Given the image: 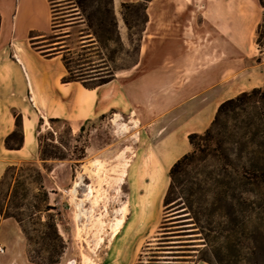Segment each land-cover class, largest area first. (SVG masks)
Listing matches in <instances>:
<instances>
[{
	"label": "crops",
	"instance_id": "crops-1",
	"mask_svg": "<svg viewBox=\"0 0 264 264\" xmlns=\"http://www.w3.org/2000/svg\"><path fill=\"white\" fill-rule=\"evenodd\" d=\"M139 1L114 0V5ZM52 10L50 0H0V178L8 165L39 158V122L58 118L76 131L103 116L113 122L119 113L113 129L125 136L139 129L134 144L139 156L127 169H139L142 177L131 183L129 214L110 241V264H134L120 256L121 249L136 256L158 227L159 207L170 185L167 155L182 147L172 166L193 149L189 135L204 132L223 101L261 86L249 79L247 60L255 51L263 11L257 0H151L137 62L108 82L86 86L64 79L72 29L85 23L65 27L68 33L52 54L38 45L53 31ZM18 115L23 145L12 149L5 141ZM120 123L129 129L122 131ZM158 167L165 170L163 181L152 177ZM0 219L1 232L10 218Z\"/></svg>",
	"mask_w": 264,
	"mask_h": 264
},
{
	"label": "rangeland",
	"instance_id": "rangeland-1",
	"mask_svg": "<svg viewBox=\"0 0 264 264\" xmlns=\"http://www.w3.org/2000/svg\"><path fill=\"white\" fill-rule=\"evenodd\" d=\"M50 1L53 31L45 38L46 41L38 43L47 54L57 50V44L60 43L57 41H61V34L66 33L64 28L68 27L70 18L74 17L72 11L76 9L72 8L73 4L69 0ZM257 2L263 11L261 22L264 23V0ZM122 11L133 14V10H122L120 6L116 9L121 20L119 31L122 41H119L118 33L114 31V40L110 42L108 49L92 46L82 51L87 24L83 22L85 24L72 29L73 36L68 41L72 50L66 57L70 59L73 71L81 67L86 73L92 72L91 68L95 66L97 69L94 70L110 68L114 71L129 68L135 63L139 55L137 48L140 21L129 30L123 21ZM138 14L141 20L142 11ZM257 37L256 31L253 45L255 51L247 60L248 77L254 83L261 84L257 87L264 88V65L254 71L251 69V66L259 62L258 58L261 57L264 62V28L262 46L257 43ZM103 58L107 61L105 64L102 62ZM227 119L232 125V117ZM112 124L109 115L85 124L81 141L88 139L90 147L87 148V157L78 165L73 160H56L49 162L51 169L47 170L38 156L35 157L43 169L50 201L61 212L57 222L66 247L57 264H84V261L86 264V258L89 257L90 264H110V241L115 238L112 236V225L121 215L124 203L128 202L129 206L132 181L142 177L139 169H127L130 161L137 160L139 156L134 148L139 140V129L125 136L119 129H113ZM67 125L65 121L39 122L37 135L40 130L44 134L54 131L56 136L67 140ZM128 129L129 126L124 131ZM79 133L80 129H77L73 131V136H78ZM18 140L15 137L13 143ZM69 142L74 145L76 140L69 139ZM182 146L186 147V139L182 140ZM181 148H175L167 155V162H164L167 168L172 167L171 162ZM260 149L264 151V145ZM95 159L105 163L104 172H101L105 179L102 181L93 173L91 162ZM126 160L128 164L124 168ZM235 167L229 165L226 154L222 152L199 161L192 169L191 176L176 188L173 197L183 195L184 199L179 198L169 208L164 201L161 203L158 227L147 244L141 247L136 256L124 248L121 249L120 256L131 258L134 264H194L197 261L215 264H264V183L250 184L247 179L240 177ZM160 169H154L152 177L163 181L165 170ZM169 179L171 182L170 176ZM90 188L98 195L97 205L85 197ZM152 188H149L150 193ZM189 204L192 205L193 212L187 209ZM174 213L176 218H172ZM98 219L103 221L102 227L97 222ZM29 248H41L44 255L49 254L45 245L29 246L18 222L10 218L0 232V264H39L30 258Z\"/></svg>",
	"mask_w": 264,
	"mask_h": 264
},
{
	"label": "trees",
	"instance_id": "trees-1",
	"mask_svg": "<svg viewBox=\"0 0 264 264\" xmlns=\"http://www.w3.org/2000/svg\"><path fill=\"white\" fill-rule=\"evenodd\" d=\"M69 1L73 4L72 8H76L72 11L75 13L72 16L76 18L71 19L67 26L81 20L88 27L86 33L83 34L82 51L88 50L92 46L102 50L108 49L110 42L114 40V31L118 33L119 41H122L119 31L120 19L116 13L114 0ZM149 1L151 0L122 3L121 5L122 10H133L131 15L122 11L123 21L129 30H132L140 21L138 53L148 21ZM139 11H142L141 20H139ZM263 28L264 23L261 22L257 28V43L260 46H262ZM67 33H62L61 36ZM60 45L62 43L57 44V47ZM258 61L261 62L262 58H258ZM102 62L105 64L107 61L103 58ZM64 63L68 70V75L64 77L65 81L77 80L86 86L108 82L118 71H112L110 68L94 70L97 67L93 63L91 64L95 67L91 68L92 72L86 73L81 67L73 71L71 61L66 57V54ZM91 79H95V81L89 82ZM229 117L234 120L232 125L227 119ZM50 121L55 123L62 120L53 118ZM66 131L67 140L56 136L54 131L44 134L40 130L38 135L39 159L45 169H51L50 161L73 160L78 165L87 157L88 139L81 141L85 125L81 127L78 136H73L70 125H67ZM15 137L19 139L17 143H13ZM23 139L21 116L18 115L17 127L6 138V146L12 149L21 148ZM69 139L76 140V143L71 145ZM189 141L193 149L179 158L169 171L171 182L164 199L167 208L179 198L184 199L183 195L177 198L173 196L176 194L177 186L183 185L186 178L191 176V171L196 167V164L205 160V157L217 155L219 152L226 154L229 165H235L240 177L247 179L250 184L264 183V151L260 149L264 145V88L255 87L223 101L219 105L211 125L202 133H191ZM187 209H190L191 212L194 210L191 204L187 205ZM0 215L3 219L13 218L18 222L29 246H46L48 255H44L41 248H29V256L34 262L57 264L60 261L66 247L58 229L57 219L61 216V212L50 201V192L45 185L43 169L36 161H23L10 164L5 168L0 178Z\"/></svg>",
	"mask_w": 264,
	"mask_h": 264
},
{
	"label": "bare ground",
	"instance_id": "bare-ground-1",
	"mask_svg": "<svg viewBox=\"0 0 264 264\" xmlns=\"http://www.w3.org/2000/svg\"><path fill=\"white\" fill-rule=\"evenodd\" d=\"M121 119V115L119 114V113H116L114 116H113V122L114 123H116V124H118L119 123V120ZM28 127V130H29V133H28V141H30V139H31V135H30V128H31V126H30V124L27 126ZM120 127H121V129L124 131V129H127L128 128V126H127V124L126 123H120ZM125 156V155H124ZM123 157V156H122ZM123 159V158H122ZM127 161V160H126ZM125 161V163H124V168H125V166L128 164V161L126 162ZM91 165H93V167L94 168H92L93 169V173L95 172V174L100 178V180L102 181L103 179H105V178H103V176L104 175H101V172L104 170V168H105V163L103 162V161H101L100 159H95V160H93L92 162H91ZM122 165V164H121ZM89 170H91V169H89ZM107 171V170H106ZM104 172V171H103ZM124 172V170L122 171V173ZM106 174V173H105ZM107 175V174H106ZM85 197L87 198V199H89V200H91L92 202H93V204L94 205H97L98 204V201H99V199H98V195L97 194H95L94 193V190H93V188H90V190L88 191V192H86V195H85ZM130 206V205H129ZM129 206H128V202L127 203H124V205L122 206V211H121V215L120 216H118L117 217V219H116V222H114L113 223V225H112V236L113 237H116L119 233H120V231H121V228H122V226H123V224H124V222H125V220H126V217H127V215L129 214ZM93 212V211H92ZM78 216H79V214H77ZM173 216H172V218H176L177 216H174L175 215V213L174 214H172ZM97 222H99V224H100V226L102 227L103 226V221H101L100 219H98V221ZM105 224V223H104ZM101 230H103V228L101 229ZM100 234V233H99ZM100 237H101V235H100ZM99 239V238H98ZM101 239H103L102 237H101ZM104 242V241H103ZM99 245V244H98ZM84 255V254H83ZM87 256V255H86ZM85 256V257H86ZM90 258V257H89ZM89 258H86V264H90V263H88V260H89ZM84 260H85V258H84ZM92 260V259H91ZM93 262V261H92ZM84 264H85V261H84Z\"/></svg>",
	"mask_w": 264,
	"mask_h": 264
},
{
	"label": "water",
	"instance_id": "water-1",
	"mask_svg": "<svg viewBox=\"0 0 264 264\" xmlns=\"http://www.w3.org/2000/svg\"><path fill=\"white\" fill-rule=\"evenodd\" d=\"M73 14H75V13H73ZM74 18H76V17H72V18H70V19H74ZM70 22H68V24H69ZM55 48V47H54ZM51 49H53V48H51Z\"/></svg>",
	"mask_w": 264,
	"mask_h": 264
}]
</instances>
